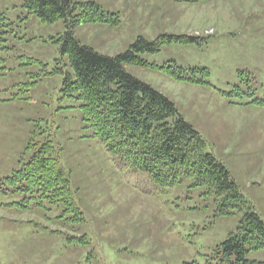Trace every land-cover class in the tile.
Returning <instances> with one entry per match:
<instances>
[{
    "label": "rangeland",
    "instance_id": "obj_1",
    "mask_svg": "<svg viewBox=\"0 0 264 264\" xmlns=\"http://www.w3.org/2000/svg\"><path fill=\"white\" fill-rule=\"evenodd\" d=\"M74 1H94L118 13L119 22L44 24L29 17L24 0H0L14 30L0 53V264H264V248L242 256L226 251L224 241L236 229L203 208L198 188L162 187L113 155L86 126L79 101L61 90L62 74L31 75L43 67L31 59L50 72L68 64L55 43L68 30L107 55L125 51L138 36H202L143 55L152 64L178 62L190 80L151 66L126 69L177 104L264 220V102L246 105L250 99L232 92L250 86L264 100V0ZM36 125L62 148L82 211L75 225H66L73 215L63 204L40 199L19 181L23 144Z\"/></svg>",
    "mask_w": 264,
    "mask_h": 264
},
{
    "label": "trees",
    "instance_id": "obj_2",
    "mask_svg": "<svg viewBox=\"0 0 264 264\" xmlns=\"http://www.w3.org/2000/svg\"><path fill=\"white\" fill-rule=\"evenodd\" d=\"M186 1L199 4L210 0ZM23 6L29 17L35 16L44 24L60 20L73 24L119 22L118 13L107 14L94 1L24 0ZM112 15L116 19L112 20ZM12 32V23L0 11V53L8 49ZM198 38L202 36L170 32L154 38L138 36L125 51L107 55L82 44L73 31L68 30L55 38L61 54L68 56V64L63 63L50 72L46 63L31 59L33 64L43 66L39 73L31 75L62 74L61 90L79 101L86 126L120 160L148 173L162 187L189 182L190 187L198 188L199 195L204 197L203 208L215 211L214 219L224 224L233 223L230 229H236L224 241L226 251L242 256L248 248H264V220L241 194L230 166L211 151V145L182 116L177 104L126 69L127 64L151 66L176 79L190 80L189 68L178 62L152 64L143 55L156 54L172 44L196 43ZM190 69L211 75L208 68ZM232 92L241 99H250L246 105L264 102L254 98L250 86L236 87ZM44 132L38 125L33 126L23 144L24 156L16 172L20 175L19 181L25 183L26 188H33L40 199L63 204L65 215L68 212L73 215V218H65L66 225H75L82 220L78 217L82 211L75 201L70 175L62 164V148Z\"/></svg>",
    "mask_w": 264,
    "mask_h": 264
}]
</instances>
